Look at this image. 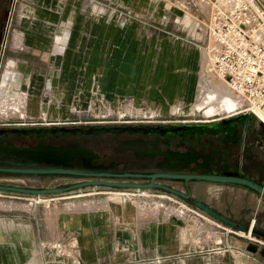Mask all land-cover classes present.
I'll return each mask as SVG.
<instances>
[{
  "label": "rangeland",
  "instance_id": "1",
  "mask_svg": "<svg viewBox=\"0 0 264 264\" xmlns=\"http://www.w3.org/2000/svg\"><path fill=\"white\" fill-rule=\"evenodd\" d=\"M18 1L15 2L9 25L5 22L7 35L0 46L3 49L4 45L0 65V121L197 120L213 119L240 108V102L232 98L224 83L207 70L203 50L204 33L197 26V21L208 15L207 7L194 9L193 15L197 19L190 16L184 18L187 14L182 7H156L158 10L153 14V19H156L154 24L165 32L159 31L158 36L154 35L151 57L138 65L126 58L118 66H99L94 63L74 77L60 66L63 63L61 54L49 58L42 56L41 74L54 85L45 87L43 82L32 81V71L28 72L22 61L10 58L12 53L8 48L11 47L9 41ZM241 1L249 0L237 2ZM173 2L169 0L170 4ZM0 7L9 10L11 0H0ZM261 33H264V29ZM45 45L48 51L54 44L49 42ZM10 79H14L13 82ZM72 79L74 82L78 80L75 91L70 82ZM211 90L220 96L213 103L207 101ZM225 96L236 102L235 109L229 111L225 108L220 101ZM79 209L114 212L118 217L114 223L120 225L121 229L128 228L134 213L144 215L137 217H145L141 223L154 225L146 228L157 242L166 239L168 243H175L179 240L186 244L219 248L220 255H224L226 260L234 259L236 250L241 249L264 263V253L258 251L264 249V240L231 229L167 193L104 187L39 197L0 192V212L35 214L44 219L58 216L60 212ZM159 214L163 215V227H160L162 221L158 219ZM141 229V235L144 236L146 229ZM58 241L70 243L64 237ZM50 242L53 241L39 239L35 254L39 257L50 255L49 251H42L39 247V243L47 245ZM254 245L256 252L247 251L248 247ZM68 248L71 249V246ZM71 254L77 257V253Z\"/></svg>",
  "mask_w": 264,
  "mask_h": 264
},
{
  "label": "crops",
  "instance_id": "2",
  "mask_svg": "<svg viewBox=\"0 0 264 264\" xmlns=\"http://www.w3.org/2000/svg\"><path fill=\"white\" fill-rule=\"evenodd\" d=\"M159 1L19 0L9 41L10 58L22 61L28 72L32 71V81L43 82L45 87L54 85L41 74L42 56L61 54L60 66L71 76L82 74L83 69L88 70L94 63L118 66L126 58L138 65L151 57L154 35L162 31L154 24L156 7H181V1L184 2ZM186 7L184 18L197 19L193 15L196 6ZM207 16L197 21L198 27ZM49 42L54 45L47 51L45 44ZM78 80L83 82L81 78ZM77 81H70L74 91ZM137 216L144 215L134 213L128 228L121 229L114 223L118 219L116 214L104 210H68L44 219L35 214L0 212V264H28V260L29 264H264L241 249L236 250L234 259L226 260L219 248L179 240L157 242L146 228L154 225L141 223L145 217ZM158 219L164 220L163 215L159 214ZM163 224L162 221L160 227ZM63 237L70 242L67 246H71L66 252L77 253V257L35 254L39 239L57 241Z\"/></svg>",
  "mask_w": 264,
  "mask_h": 264
},
{
  "label": "flooded vegetation",
  "instance_id": "3",
  "mask_svg": "<svg viewBox=\"0 0 264 264\" xmlns=\"http://www.w3.org/2000/svg\"><path fill=\"white\" fill-rule=\"evenodd\" d=\"M7 11L8 9L0 7V46L3 39H6ZM3 49L0 48V65ZM239 113L241 112H234L235 116L231 119L225 114L213 119L197 120L69 121L62 122L66 124L64 130L45 136L34 133V126L40 123L0 121V168H51L44 162L24 164L25 159L15 155L19 152L17 149L23 150L37 146H73L90 152L93 156L89 162L94 169L98 170L233 176L241 180H250L253 185L264 188V127L255 120L238 115ZM218 119H224L221 122L220 132L200 136L194 141L152 132V130L166 131L161 124L210 122ZM91 124H95V129H90ZM52 128L55 130L56 126ZM192 151L200 155L191 156L190 163L180 164V161L176 159L177 155H190ZM172 161L173 164H169ZM68 163L74 169L83 168L81 159L69 158ZM162 163L166 165L159 166ZM88 178L90 177L0 174V183L19 187H56ZM103 179L139 184L149 182L148 178L139 177L106 176ZM153 183L184 194H187L186 188L189 187L190 200L197 199L217 215L235 224V227L225 226L264 240V198L256 190L240 183L192 182L168 177L155 178ZM98 187L100 188V186L94 188ZM150 190L167 193L164 189L155 187ZM167 194L179 199L175 194ZM182 202L196 209L191 202ZM199 211L203 213L202 210ZM216 221L223 224L219 220Z\"/></svg>",
  "mask_w": 264,
  "mask_h": 264
},
{
  "label": "water",
  "instance_id": "4",
  "mask_svg": "<svg viewBox=\"0 0 264 264\" xmlns=\"http://www.w3.org/2000/svg\"><path fill=\"white\" fill-rule=\"evenodd\" d=\"M16 0H11V7L7 11L6 21L9 25L12 12L14 9ZM255 5L264 12V0H253ZM6 29V35H7ZM5 35V37H6ZM2 54V52H1ZM234 112L227 114V118L231 119L235 115ZM238 115H242L244 117L250 118L255 120L259 123L260 126L264 127V122L261 121L254 113L252 112H241ZM225 118V119H227ZM224 119H218L210 122H175L172 124H161L162 127L166 128L164 130H152L156 134L160 133L162 135H169L172 137H180L183 140L194 141L196 138L205 135H213L217 132L222 130L221 122ZM56 126L54 130L52 127ZM90 129H95V124L90 125ZM34 133L39 136L49 135L51 133L58 132L60 130H64L66 127L65 123L62 122H47V123H40L34 126ZM103 130V128H101ZM19 151L16 156L22 157L25 159L24 164H38L40 162H44L47 165H50L51 168H42V169H23V168H0V174H29V175H58V176H73L77 178L82 177H90L85 180H77L71 183H67L61 186L56 187H19L13 185H6L0 183V192L3 193H13V194H21V195H29V196H52V195H62L65 193L73 192L76 190H82L85 188H94L96 186H108L113 189H132L136 191L144 192L146 190H150L151 188L155 187L158 189H164L167 193L175 194L179 197L182 201L191 202V204L197 209L202 210L204 214L219 220L224 225L235 227V224L214 213L208 206L204 205L202 202L198 201L197 199L190 200V189L189 187L186 188L187 194L179 192L175 189L163 186L161 184L153 183L155 178H173V179H183V180H190L192 182L195 181H225L229 183H236V184H244L254 190L256 192L261 193L260 196L264 198V188L258 185L255 186L250 180H241L237 179L233 176H209V175H194V174H171V173H164V172H136V171H104L94 169L89 159L93 156L90 152L86 149H82L80 147H73V146H37V147H30L27 149H17ZM154 152V151H153ZM158 152V151H155ZM200 155V153L192 151L190 155H182L179 154L176 156V159L180 161V164H188L192 161V157ZM167 157V155H165ZM192 156V157H191ZM69 158H78L82 160V169H74L68 163ZM178 162V161H177ZM169 164H173V161ZM166 164L162 163L159 166H164ZM177 167V165H172V167ZM113 177V176H123V177H139V178H148L149 182L145 184L139 183H125V182H117V181H110L105 180L103 177ZM247 251L256 252L257 249L254 246L248 247ZM260 253H264V249L258 250Z\"/></svg>",
  "mask_w": 264,
  "mask_h": 264
},
{
  "label": "built area",
  "instance_id": "5",
  "mask_svg": "<svg viewBox=\"0 0 264 264\" xmlns=\"http://www.w3.org/2000/svg\"><path fill=\"white\" fill-rule=\"evenodd\" d=\"M237 1L184 0L180 6L186 9L193 4L208 8L206 20L199 25L204 33L207 70L240 102L235 113L256 115L255 111L264 113V33H261L264 12L253 0ZM39 247L54 257L72 256L66 252L68 246L62 241L39 243Z\"/></svg>",
  "mask_w": 264,
  "mask_h": 264
},
{
  "label": "bare ground",
  "instance_id": "6",
  "mask_svg": "<svg viewBox=\"0 0 264 264\" xmlns=\"http://www.w3.org/2000/svg\"><path fill=\"white\" fill-rule=\"evenodd\" d=\"M220 96H218V93H216L215 91H212L211 90V92H210V94L208 95V97H207V101H209V102H214V100H217L218 98H219ZM232 97V96H231ZM233 99H234V97H232ZM233 99H231V98H228V97H224V98H222L220 101H222L223 102V104H224V106H225V108L227 109V110H232V109H235V106H236V102L233 100ZM207 103V102H206ZM255 113H256V115H257V117L259 118V119H261L263 122H264V113H262V112H260V111H255ZM58 147V146H57ZM179 222V221H178Z\"/></svg>",
  "mask_w": 264,
  "mask_h": 264
}]
</instances>
